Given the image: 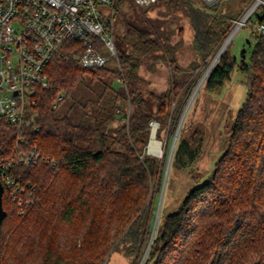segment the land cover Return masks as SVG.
Segmentation results:
<instances>
[{"label":"trees","instance_id":"trees-1","mask_svg":"<svg viewBox=\"0 0 264 264\" xmlns=\"http://www.w3.org/2000/svg\"><path fill=\"white\" fill-rule=\"evenodd\" d=\"M228 1L233 4L225 7ZM252 2L157 0L164 9L159 15L181 13L189 23L196 60L186 69L178 63V44L171 43L167 21L148 18L138 7L146 16L144 24H128L120 48L115 46L118 66L84 68L73 60L81 43L65 42L44 70L47 87H36L39 130L16 131L0 119V160L13 165L11 173L31 200L18 214L16 203L2 196L6 216L0 224V264H106L124 240L140 244L139 221L162 169L145 153L150 121L160 123L157 137L168 120L169 137L174 134L208 62ZM125 3L135 7L130 0H117L115 14ZM253 15L256 25L264 23V5ZM250 35L249 62L238 65L246 75L247 93L226 147L206 180L158 225L147 264H264V34L252 30ZM157 61L166 64L168 86L144 97L141 85L148 82L141 68L146 65L153 73ZM235 65L227 48L202 88L221 91ZM115 81L120 83L116 89ZM66 97L72 102L60 115ZM184 125L173 165L182 151L189 162L200 155L202 133L182 137ZM34 149L53 165L19 161Z\"/></svg>","mask_w":264,"mask_h":264},{"label":"built area","instance_id":"built-area-1","mask_svg":"<svg viewBox=\"0 0 264 264\" xmlns=\"http://www.w3.org/2000/svg\"><path fill=\"white\" fill-rule=\"evenodd\" d=\"M130 1L141 9L157 2ZM202 1L213 4L221 0ZM116 2L117 0H0V119H4L16 131L39 130L34 112L36 87H47L44 70L69 40L81 43L82 49L73 55V60L82 67L100 69L111 58L119 65L114 44ZM256 2L254 0L247 11L253 12L259 4L252 8ZM247 14L248 12L243 13L241 19L235 21L234 28ZM254 30L257 34H264V23L256 25ZM18 159L25 164L42 162L53 165L51 159L35 149L27 156L21 154ZM12 166L11 163L0 160V183L3 194L6 193L16 203L17 213L23 214L31 205V200L11 173Z\"/></svg>","mask_w":264,"mask_h":264},{"label":"rangeland","instance_id":"rangeland-1","mask_svg":"<svg viewBox=\"0 0 264 264\" xmlns=\"http://www.w3.org/2000/svg\"><path fill=\"white\" fill-rule=\"evenodd\" d=\"M230 4L233 3H230V1L226 2L225 7H229ZM261 5H264V1L259 3L258 7H260ZM129 6V3H125L115 15V46L118 49L120 48L119 41L125 35L129 23L141 26L144 24L143 19L146 18L145 15H147L148 18L151 19L159 17V19L167 21V24L165 26L169 30H173L171 43L178 44L176 56L178 58L179 65L182 67V69L189 68V66L196 60V57L195 52L191 46L192 31L187 19L181 13H174L171 15L168 14L163 17L159 15V12L164 11V9L157 4L151 5L150 7L146 8L145 15L137 8V6H135L133 9H131ZM256 9H254L250 16L244 20L245 22L243 23V25L239 27V29L235 28V31L232 32V34L229 36L231 37V39L226 46L225 51L227 48L229 49L230 55L236 58V65L228 84L225 85L219 92H208L201 86L188 108L185 119L183 121V123L185 124V129L182 131L181 136L188 138L192 132L199 130L202 133L200 155L194 161L189 162L188 153L186 151H182L177 159V164L173 165V151L171 165L167 174V180L163 192L162 205L159 211L160 216L158 221H155V214L157 212L166 159L170 150V146L173 142L174 134L169 137L170 131L168 120L166 127L160 131L159 137H157L160 123L155 119H152L150 121L149 126L151 137L152 125L155 124L156 131L154 137L162 149V154L159 156L156 154L153 155L149 152V144L151 141L150 137L146 145L145 153L146 155L156 159L162 169H160L159 167L160 170L158 171L156 184L152 187L151 194L148 199L147 211L142 215L139 221V231L140 234H142V238L140 237L141 242L136 246H132V244L128 242V239H126L116 246L121 237L118 238V240L114 242L111 248L112 250L116 246L115 250L111 252L109 259L106 258L105 260L106 264H147L149 250L154 239L153 229H155V227L157 226L155 230L156 234L158 225L160 224V227L162 226L163 219L166 216L177 212V210L183 203L187 193L193 187L201 185L206 180L207 175L211 172L214 163L224 151L227 140L229 138V134L231 132L234 117L238 109L241 107L247 93L246 75L238 69V65L241 61H243L244 63H248L251 56L253 44L250 34L256 26L254 21L255 18L253 15ZM246 12L247 10L244 12V14ZM235 25L236 22L234 21V26ZM234 26L232 30L234 29ZM179 28L183 30L181 34L178 33ZM228 35L225 40H227ZM105 54L106 56H109L108 53L105 52ZM212 59H210L208 65ZM114 63V58H111L109 60V63L107 64V67H114ZM145 67L146 65L143 66L140 71V75L145 78L146 82H148V84L142 83L141 85L143 96L145 97V92L148 91L161 93L168 86V81L166 80V64L161 61H157L154 66L155 70L153 73L147 72ZM206 68L204 70H206ZM112 86L116 89L120 86V83L118 81H115ZM193 92L194 90L191 92V95ZM191 95L189 96L188 100L190 99ZM71 102V97H66L65 100L59 104L57 111L58 114L64 115L69 109ZM111 147L114 149H121L119 145L115 144L111 145ZM194 181L196 182L193 183ZM131 246V251H129V248Z\"/></svg>","mask_w":264,"mask_h":264},{"label":"water","instance_id":"water-1","mask_svg":"<svg viewBox=\"0 0 264 264\" xmlns=\"http://www.w3.org/2000/svg\"><path fill=\"white\" fill-rule=\"evenodd\" d=\"M247 12L249 13L250 10L247 11ZM251 13L252 12L249 13V15L246 17V19L250 16ZM234 31H235V28L228 35V38L232 34V32H234ZM225 42H226V40L224 41V43ZM224 43L221 45V47L216 52V54L214 55L213 59L211 60V62L207 66L204 74L202 75L201 79L199 80L197 86L195 87L194 92L192 93L190 99L188 100V102H187V104H186V106H185V108H184V110L182 112V115L180 117V120H179V122L177 124L176 131H175L174 137H173V142H172V144L170 146V150L168 152L167 159H166L165 171H164L163 179H162V187H161L160 196H159V200H158L157 212L155 214V221L158 220L159 219V216H160L159 211H160V208H161V205H162L163 192H164V188H165V184H166V180H167V174H168V171H169V168H170V165H171L172 155H173V151H174V148H175V145H176V141H177V138H178L179 131H180L181 127H182V124H183V121L185 119V116H186V113L188 111V108H189L192 100L194 99L197 91L202 86L204 80L206 79V77L208 76V74L210 73L211 69L213 68V66L215 65V63L218 61V59L220 58V56L222 55V53L225 51V48L226 47L222 50V48L224 46ZM150 138H151V134H150ZM2 196H3V186L0 183V224H1L2 220L6 216V212L3 210V207H2ZM156 228H157V226L155 227V229H153L154 235H155Z\"/></svg>","mask_w":264,"mask_h":264},{"label":"bare ground","instance_id":"bare-ground-1","mask_svg":"<svg viewBox=\"0 0 264 264\" xmlns=\"http://www.w3.org/2000/svg\"><path fill=\"white\" fill-rule=\"evenodd\" d=\"M260 1L261 0H257V2L254 4V6L252 8L256 7L257 4L260 3ZM249 13L247 15H245L242 20L239 21L236 29L239 28L242 25V23L244 22V20L246 19V17L249 15ZM230 39H231V37H229L226 40V42L224 43V46H223L222 50L228 45V43L230 42ZM155 131H156V125L153 124L152 125V137H151V141H150V144H149V152L152 153L153 155L156 154V155H159L160 156L162 154V149H161L159 143L155 140V137H154Z\"/></svg>","mask_w":264,"mask_h":264}]
</instances>
